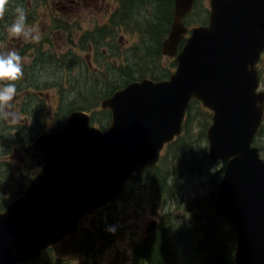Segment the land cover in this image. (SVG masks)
<instances>
[{
  "label": "water",
  "instance_id": "water-1",
  "mask_svg": "<svg viewBox=\"0 0 264 264\" xmlns=\"http://www.w3.org/2000/svg\"><path fill=\"white\" fill-rule=\"evenodd\" d=\"M195 0H175L163 52L177 56L168 79L146 77L102 100L109 129L85 110L41 134L28 150L42 165L29 187L0 213V264H22L76 233L86 216L117 199L125 182L159 159L183 130L194 98L213 111L209 158L226 160L213 213L235 225L237 264H264V157L254 139L264 119L257 63L264 50V0H210L209 22L188 29ZM153 220L147 227H156Z\"/></svg>",
  "mask_w": 264,
  "mask_h": 264
},
{
  "label": "rangeland",
  "instance_id": "rangeland-1",
  "mask_svg": "<svg viewBox=\"0 0 264 264\" xmlns=\"http://www.w3.org/2000/svg\"><path fill=\"white\" fill-rule=\"evenodd\" d=\"M26 1L21 4L25 10L26 4L24 3ZM43 1L32 0L29 9L36 8V3ZM94 1L88 0L86 2L90 5ZM49 2V0H46L39 9H46ZM101 4L103 2L99 0V5ZM209 5V0H199L195 9L186 18L187 24L193 25L206 22ZM88 9L84 6L81 8L75 7L73 10L68 11L64 17H60L58 14L55 16L53 14L51 20L50 16L47 17L46 24H49L50 27H55L59 23L64 27L62 33H58L62 37L59 36L62 39L59 44L56 40L57 35L52 34L51 36L49 28L47 34L58 46L57 54H67L65 56L66 61L63 64L53 63L54 65L44 63L40 64L39 68L25 70L23 73L32 76L31 82L35 85H33L35 88L31 87L32 85L29 86L34 89L30 102L26 101L29 92L17 88L18 90L12 101L7 104H0V204L5 200H12V197L30 183L32 176L39 171L38 165L28 157L24 150V143L34 138L39 131L60 126L68 112H70V108L80 104V101L83 100V93L93 87L91 78L94 72L87 70L88 62L84 59H87L91 54L89 67L91 69H103L102 67H108L110 62L114 61V57H112L114 52H120L121 58L125 59V55L130 54L132 44L135 43V46H137L141 43L136 36L119 32L115 36L117 42H111L110 39L109 42L112 44L103 43L100 47V53L96 50V55L93 56L92 49L87 50V48L81 47V37L85 34L83 33L85 28L94 30L99 24L107 25L104 22L107 16L97 8ZM141 9L143 11L141 14L138 12V15L136 11H132L131 13H134L132 15H138L142 18L146 12V6H142ZM2 18L0 17V20ZM40 18L42 19L40 21L41 26L45 17L40 16ZM109 19L107 18L106 21ZM11 20L0 25V30L7 29ZM112 20L114 19L112 18ZM55 31L59 32L57 28H55ZM88 34H91V32L86 35ZM6 35V32H1L0 38ZM118 39L120 40L118 41ZM160 56L163 58L162 61L156 59L153 69L157 75L162 76L168 68L172 69L174 67L169 56L163 54V52ZM259 70L262 89L264 90V58L259 65ZM86 79H89L90 82L89 80L84 82ZM21 81H23V78L19 80V82ZM10 83L11 81H0V89H4ZM36 85H40V87L36 88ZM106 85H109V83ZM89 110L92 112L97 111V124H104L107 113L102 110L100 103L90 105ZM207 111L211 115V112L203 106L192 107L188 116V130L190 132L188 140L182 146H179L180 143L176 141L169 145L170 152H168V149L164 152L159 166L163 167L164 174L168 175L169 188L167 186H164V188L159 187L156 178L152 180L143 177L145 181H142L143 178H141L140 182L131 180L128 183L129 186L132 185L133 194L131 196L126 193L120 199L98 210L94 216L85 218L77 234L67 237L62 243L56 245L52 251L44 253L41 257L42 262L39 261L37 264H47V262L49 264H131L134 244L148 234L146 230L151 221L161 219L163 210H169L170 213L179 216L174 221L177 225L174 230H177L182 222V225H185L187 216L190 213L187 209L190 206V200H194L196 196L206 198L210 194L212 195L214 190L212 176H216V172L213 173V171L224 166L222 162L217 161L215 166L206 168L208 162H206L204 156L207 154L208 139L204 136L203 130L206 129L209 123L208 119L210 121ZM19 119L24 120L27 125L16 127L23 124V121ZM261 140L263 143L264 134ZM197 159L199 165L194 171V162ZM3 162L5 163L1 164ZM183 165L184 169H182ZM210 174L212 175L210 176ZM178 178L180 182L173 187L172 180L176 181ZM136 183L138 185H135ZM172 189H175L174 193H170ZM133 195H135L134 197L139 195V198H132ZM153 195L161 198L159 199L160 206L156 209H154L152 200ZM108 217L116 219V222L121 226L119 234L114 237L103 252L86 253L85 247L80 246L81 238L87 233V230H90L89 235H91L95 227L99 228L97 226L100 223L99 220L106 221Z\"/></svg>",
  "mask_w": 264,
  "mask_h": 264
},
{
  "label": "trees",
  "instance_id": "trees-1",
  "mask_svg": "<svg viewBox=\"0 0 264 264\" xmlns=\"http://www.w3.org/2000/svg\"><path fill=\"white\" fill-rule=\"evenodd\" d=\"M24 1L26 0H20L19 3ZM121 3V13L113 16V19L118 21L113 20L112 29L109 25L97 27L93 30V33L88 34L87 37L81 41L82 46L86 48V41L90 38L93 39L95 43L98 42V46H101L104 41L112 36L115 38L117 31H119L116 26H118V28L125 26L126 33H137V39L141 43L137 46L134 44L133 47L130 48V54L125 55V59L121 58L120 52H114V61H111L109 66L104 69H91L89 63H87V70L94 72L91 78L93 87L83 93V100L80 101L81 103L71 107L70 111L74 109L89 110L90 105H98L100 103L103 96L109 93L108 90H112L114 87L119 88L123 83L129 80L135 78L140 79V76L157 75L153 66L156 59L161 55V41L163 37L168 34L171 27L174 0H122ZM142 6H146V12L141 18L138 16V12L140 14L143 12L141 9ZM132 11H136L138 15L133 16L132 14L134 13H131ZM148 38L152 40L150 41ZM116 45H118V43ZM84 61L88 62L87 59H84ZM39 66L40 64H35L31 66L30 69L39 68ZM153 77L157 78L158 76ZM31 78L32 76L28 74L26 78L28 87L34 85L31 82ZM88 80L89 79H86L84 82ZM107 83H109V85H106ZM45 86L47 85L45 84ZM39 87L40 85H36V88ZM199 106H202V104L198 100H193L190 103L187 111L184 133L180 137V141L177 140V143H180L179 146H182L189 137V112L192 107ZM208 115L210 118L209 112ZM208 122L210 123L209 119ZM206 129L203 130L204 136H206ZM263 134L264 123L260 127L255 141V144L260 147L264 154V142L262 143L261 140ZM206 149L207 154L204 156V159L208 162L206 168L208 166H215L216 162L211 161L208 157V147H206ZM194 164L195 171L199 165L198 159ZM182 169H184V165ZM217 169L218 170L215 169V171H213V173L216 172V176H212L214 186L212 195L210 194L206 198L196 196L194 200H190V206L187 208L190 213L189 216H187L186 224L182 225V222L179 228L174 230V228L177 227L174 221L176 217L179 216L170 213L169 210H163L164 212L161 214V219L158 221L155 229L142 240L134 244L131 264H237L234 259L236 250L235 226L230 220L221 216H216L212 211L217 184L224 172V167ZM164 172V168L160 167L158 164L152 168L144 169V171L140 173L141 175L137 174L132 180L140 182L143 177L152 180L156 178V183L159 187L164 188V186H167L169 188L168 175L164 174ZM212 174H210V176ZM138 176L140 177L138 178ZM142 181H145V179L143 178ZM179 182V178L176 181L172 180L173 187L177 186ZM135 185L138 184L136 183ZM128 186L120 194L119 199L126 193L129 196L133 194L132 185ZM174 190L175 189H172L170 193H174ZM134 196L135 195H133L132 198H139V195L136 197ZM159 199L161 198L155 195L152 196L154 209L160 206L161 202ZM8 201L9 200H5L0 204V211ZM202 205L205 207L203 208ZM99 221L100 223L97 225L99 228L95 227L91 235H89L90 230H87V233L81 238L80 246L85 247L86 253L88 254L91 252H103L106 246H108L114 237L119 234L121 228L116 222V219L112 217H108L106 221L102 219ZM55 247L56 246L46 249L40 257L24 264H37L39 261L42 262L41 257L44 253L52 251ZM47 264H49V262H47Z\"/></svg>",
  "mask_w": 264,
  "mask_h": 264
},
{
  "label": "flooded vegetation",
  "instance_id": "flooded-vegetation-1",
  "mask_svg": "<svg viewBox=\"0 0 264 264\" xmlns=\"http://www.w3.org/2000/svg\"><path fill=\"white\" fill-rule=\"evenodd\" d=\"M19 1L20 0H8V2H13V3L8 4V6L6 5V11H5L3 18L0 20V25H2L3 23L9 22V20L12 19L10 22V25H11L12 22L16 19V16H17L16 8L18 6H20L22 3V2L19 3ZM31 1L32 0H27V2L24 3L27 5L29 3L28 7L25 10L27 13L26 23L32 28V31L27 35V38H24V37L16 38V37L10 36L8 33V30H7L8 28L0 30V33L1 32L7 33L6 36L0 38V55H3L6 57L7 53L9 51H12V50L18 51V53L22 57L23 72L27 69H30L31 66H33L35 64H44V63L63 64L66 61L65 56L67 54L66 55L57 54L58 46L55 45V41L51 40V37L47 34V31L49 28L51 36H52V34L57 35L56 40L59 44L60 42H62V39H61L62 37L60 35H58V33H62L64 27L62 25H60V23H59V25H56L55 27H50L49 24L47 25L46 19L48 16H50V20L52 19L53 14H54V16L58 14L60 17H64L68 11L73 10L75 7L81 8L84 6L88 9V6H89L90 8L88 10H93L95 8H97L98 10H102L103 13L107 16V18H110L108 21H106L107 20V18H106V20L104 22H106V24L109 25L110 28H112L113 20H111V18H113V16H115L116 14L121 13L120 7L122 6V3H121L122 0H102L103 4H101V5H99V0H95L90 5L86 2L88 0H49L50 2H49V4L46 5L47 6L46 9H39V7L46 2V0H44L43 2L36 3L37 4L36 8L29 9ZM110 1H112V2H110ZM48 9H50L52 11L54 10V12H52ZM40 12H43V13H40ZM40 16L45 17V19H43V23L41 24V26H40V21L42 19L40 18ZM99 25H101V24H99ZM99 25L97 27H99ZM55 28H57L59 32L55 31ZM120 29L122 31H124V30L126 31L125 26H122ZM88 32L93 33V30H91V28H85V30L83 32L85 34L82 35L80 43L87 36L86 34ZM136 34L137 33H134V35H136ZM38 35H39V40L34 39V37H36ZM120 39H118V41ZM109 40L111 42H117L115 40L114 36L107 39L106 43H111V42H109ZM64 43H65V41H64ZM85 47L87 48V50L92 49V51L94 52V53H92L93 56L96 55V50L97 51L99 50V47H96V43L93 39H88L86 41ZM89 58L91 59V54H90V56L87 57V60ZM27 75H28V73H26V74L23 73V81L19 82V80H17L13 83H15L16 89L17 88L19 90L25 89L29 92V97L27 98L26 101L30 102V97H32V91L34 89L31 88V87H33V85L28 88L27 81H26ZM39 92H42V91H39ZM105 110L107 111L109 109H105ZM108 116L109 117L107 119H105V121H104V125H103L104 127L101 126L100 124H98L103 129H106L110 124L111 113H109ZM96 118H97L96 115H95V118L93 116V120L95 121V123L97 122ZM66 119H67V117L65 118L64 122L61 123L60 126L52 128L50 130L45 129L42 132H50V131H54V130L61 128L63 126V124L65 123ZM19 120L23 121V124H19L16 127H22V126L27 125L24 120H22V119H19ZM33 124H34V121H33ZM33 124H32V126H33ZM42 132H40V133H42ZM40 133H38V134H40ZM35 138L24 143V150L25 151H26V149H25L26 144L34 141ZM26 153L28 154V157L31 159L30 154L27 151H26Z\"/></svg>",
  "mask_w": 264,
  "mask_h": 264
},
{
  "label": "clouds",
  "instance_id": "clouds-1",
  "mask_svg": "<svg viewBox=\"0 0 264 264\" xmlns=\"http://www.w3.org/2000/svg\"><path fill=\"white\" fill-rule=\"evenodd\" d=\"M8 0H0V17H3L6 11ZM16 19L8 27V33L12 37L27 38V35L32 31V28L26 23L27 13L20 5L16 8ZM39 40V35L34 37ZM23 78L22 57L16 50L9 51L7 56L0 55V81L15 82ZM15 83L8 84L7 87L0 91V104H7L12 101L16 95ZM114 231V229H113Z\"/></svg>",
  "mask_w": 264,
  "mask_h": 264
}]
</instances>
